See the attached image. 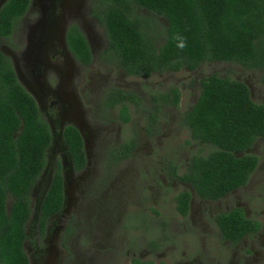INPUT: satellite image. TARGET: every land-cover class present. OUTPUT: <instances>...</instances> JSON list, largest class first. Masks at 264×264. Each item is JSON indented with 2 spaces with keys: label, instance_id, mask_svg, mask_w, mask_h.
Segmentation results:
<instances>
[{
  "label": "rangeland",
  "instance_id": "obj_1",
  "mask_svg": "<svg viewBox=\"0 0 264 264\" xmlns=\"http://www.w3.org/2000/svg\"><path fill=\"white\" fill-rule=\"evenodd\" d=\"M92 1L30 0L26 14L29 21L18 19L10 36H0L3 53L11 58L14 52L18 57L17 65L13 55L12 62L24 86L30 84L32 93H39L44 84L64 94L65 99L60 108L66 114L57 115L51 122L47 119L53 139L44 169L30 190L31 213L24 241L29 264H137L136 260L147 264H264V137L256 138L247 150L258 156L247 183L216 200L199 197L189 182L169 171L176 164L179 173L185 171L191 152L201 146L190 141L187 128L180 123L197 98L201 78L216 72L240 79L247 84L251 98L264 104L262 68L210 60L193 70L129 75L116 63L102 59L100 52L106 38L103 26L90 11ZM43 7L47 10L44 20H39L44 26L41 32L50 35L51 43L58 46L63 43L66 27L76 23L92 51L89 63H82L74 55H68V61L62 57L50 59L58 76L50 72L37 77V70L32 68L41 57L34 35L27 36L26 25L42 16ZM138 10L166 24L163 17L148 9ZM170 86L178 87V106L155 109L153 96ZM111 88L138 96L137 103H128L130 119L126 122L119 117L117 107L104 103ZM63 122L78 125L85 135L88 163L80 172L71 169L61 138ZM130 136L136 139L131 155L109 165L107 150ZM56 159L63 165L66 200L40 236L36 226L38 208ZM183 189L191 191L190 208L184 216L174 198ZM234 206L243 208L245 216L257 219L261 226L255 234L231 242L221 235L213 218L217 212Z\"/></svg>",
  "mask_w": 264,
  "mask_h": 264
},
{
  "label": "trees",
  "instance_id": "obj_2",
  "mask_svg": "<svg viewBox=\"0 0 264 264\" xmlns=\"http://www.w3.org/2000/svg\"><path fill=\"white\" fill-rule=\"evenodd\" d=\"M28 3L3 1L1 36L12 33ZM139 8L163 17L166 24L141 14ZM91 13L103 26L107 40L101 54L130 75L195 69L204 61L226 60L261 67L264 82V0H93ZM182 38L187 44L183 49L178 47ZM67 41L80 61H91L86 38L74 23ZM178 97L177 87L172 86L155 100L177 103ZM134 98L130 91L113 88L107 92L105 103L118 106L125 121L129 118L127 101ZM183 122L190 139L201 146L192 151L187 169L179 177L189 182L199 197L217 199L247 182L258 163V156L247 150L257 137L264 136V104L251 98L244 81L216 72L202 77L198 97ZM63 138L75 167L81 168L85 155L79 131L67 124ZM51 139L50 125L36 100L0 49V264H29L24 241L31 213L30 190L44 169ZM132 145L129 141L121 143L125 151ZM172 172L176 175V166ZM190 197L188 189L174 196L182 215L188 213ZM62 203L63 179L57 161L38 208L42 233L47 216ZM214 219L221 235L232 242L260 226L245 216L240 206L219 212Z\"/></svg>",
  "mask_w": 264,
  "mask_h": 264
},
{
  "label": "flooded vegetation",
  "instance_id": "obj_3",
  "mask_svg": "<svg viewBox=\"0 0 264 264\" xmlns=\"http://www.w3.org/2000/svg\"><path fill=\"white\" fill-rule=\"evenodd\" d=\"M49 2L51 3V2H53V0H49ZM29 5H30V0H29V3H28V6H27V8H26V10L24 11V13L18 18V19H22V17L23 18H25V20H28L29 21V19L26 17V14H27V12H28V9H29ZM32 5H33V3H32ZM31 5V6H32ZM44 9H42L41 11H42V16H40L39 18H36V19H34L32 22H28L27 23V25H26V33H27V36L28 37H32V35H34V38H35V40H37L36 42H37V44H36V49H37V52H38V56L39 57H41V59L40 60H38V61H36V63H34V65H33V68H32V70L33 71H35V70H37V72L35 71V74L37 75V77H42V75H44V76H46V75H48V73H50V72H52V73H56V70H57V67L55 66V65H53L49 60L50 59H55V58H60V57H62V58H65V61H68L69 60V56L68 55H74V53H73V51H72V49L69 47V44H68V41H67V34H68V30H69V28H70V26L73 24V23H71L70 25H68L67 27H66V29H65V31H64V36H63V43H60L58 46L57 45H54V42H53V44L51 43V37H50V35H47V34H43V32H41V30H43V28H44V26H43V23L41 24L40 22H39V20H44V13H45V11L47 10L46 8L47 7H43ZM90 11H91V9H90ZM17 19V20H18ZM17 22V21H16ZM74 24H76V23H74ZM15 25H16V23H15ZM77 25V24H76ZM78 26V25H77ZM79 27V26H78ZM53 28V26L51 27V29ZM14 29H15V26H14ZM14 29H13V31H14ZM79 29L82 31V29L79 27ZM13 31H12V33H13ZM37 32H40V34H37ZM83 32V31H82ZM11 33V34H12ZM10 34V35H11ZM83 34H84V32H83ZM10 35H8V36H10ZM104 35H105V33H104ZM1 36V35H0ZM8 36H2V37H8ZM84 36H85V38H86V41H87V44H88V46H89V42H88V39H87V37H86V35L84 34ZM106 38V37H105ZM29 39V38H28ZM106 44H107V40H106V43H105V45H104V47L106 46ZM58 47V48H57ZM104 47L101 49V52H100V55H101V57H102V59L103 60H105L106 61V58L104 57V55H102L101 53H102V50L104 49ZM89 49H90V52H91V58H92V51H91V48H90V46H89ZM13 54V56H15L16 57V65H17V63H18V57L16 56V54L14 53V52H12ZM71 53V54H70ZM34 54H35V52H34ZM11 55V58L9 57V59L11 60V62L12 61H14L12 58H13V56ZM75 56V55H74ZM75 58L76 59H78L76 56H75ZM36 60V59H35ZM79 60V59H78ZM80 61V60H79ZM82 62V61H81ZM107 62H109V61H107ZM110 62H114V61H110ZM82 63H85V62H82ZM87 63H89V62H87ZM87 63H85V64H87ZM115 63V62H114ZM12 64H13V67H15L14 69H16L17 67L15 66V64L12 62ZM200 66V65H199ZM198 66V67H199ZM197 67V68H198ZM185 68H187V67H185ZM123 69V68H122ZM189 69V68H188ZM196 69V68H195ZM180 70V69H179ZM191 70H193V69H191ZM16 71V70H15ZM54 71V72H53ZM168 71H171V70H167V71H163V72H168ZM176 71H178V70H176ZM58 72V71H57ZM163 72H156V73H163ZM172 72H174V71H172ZM127 73V72H126ZM153 73H155V72H153ZM152 73V74H153ZM51 74V73H50ZM49 74V75H50ZM128 74V73H127ZM20 75L24 78V75L23 74H21L20 73ZM55 76H58V73H56V74H54ZM130 75V74H129ZM138 76H142V75H138ZM150 76V75H149ZM47 78V77H46ZM20 79V78H19ZM26 82V81H25ZM29 86H27V85H25L26 87V89L32 94V96L34 97V99L36 100V102H37V104H38V107H39V109H40V111H41V113H43L44 114V116L46 117H44L46 120L48 119V121L49 122H51V120H53V118L54 117H56L57 115H62L63 116V114H66V112L64 111V108L62 109V108H60V106L61 105H63L62 104V102L65 100L64 99V94H62V93H60V92H56L55 90H53L50 86L49 87H45L44 86V84H42L41 85V91L39 92V93H36L34 90H33V92L34 93H32V87L30 86V84H28ZM172 86H170L167 90H165V91H168V90H170V88H171ZM176 87V86H175ZM45 88H46V90H45ZM111 89H113V88H111ZM177 89H178V87H177ZM60 91H62V90H60ZM165 91H163V92H165ZM179 91V90H178ZM34 94V95H33ZM134 94V93H133ZM199 94V93H198ZM135 95V97L136 98H134V99H131V100H128L127 101V106H128V103L129 102H134V103H137V95L136 94H134ZM157 96H159V95H154L153 96V98H154V108L155 109H158L161 105H174V106H178V104H179V99H180V93H179V97H178V101H177V103H166V102H164V101H161L160 99H157V100H155V97H157ZM57 97H58V99H57ZM106 97V96H105ZM105 97H104V103H105ZM197 97H198V95H197ZM197 99V98H196ZM196 101V100H195ZM195 103V102H194ZM106 104V103H105ZM107 105V104H106ZM107 106H109V105H107ZM193 106V105H192ZM109 107H114V106H109ZM115 107H117V109H118V106H115ZM191 109V108H190ZM189 109V110H190ZM188 110V111H189ZM187 111V112H188ZM128 113H129V111H128ZM42 114V115H43ZM186 113H184L183 115H182V117H181V119H180V123L184 126V127H186V125L184 124V122H183V118H184V115H185ZM151 116H152V114H151ZM120 117V116H119ZM130 119V115H129V118L127 119V120H125V121H123V122H126V121H128ZM47 121V122H48ZM48 122V123H49ZM67 124H71V125H73V126H75L76 128H77V130L79 131V133H80V136H81V138H82V142H83V145H82V148H83V151H84V155H85V163H84V165L81 167V168H76L75 167V164H74V162H73V159H72V155H71V153H70V151H69V148H68V146L66 145V143H65V141H64V138H63V129H64V127H65V125H67ZM51 128V127H50ZM187 128V127H186ZM187 130H188V128H187ZM51 132H53V130L51 129ZM188 132H189V130H188ZM189 137H190V133H189ZM259 137H264V136H259ZM61 138H62V140H63V143H64V147L66 148V150H67V152H68V156L70 157V164H71V169H72V171H74V172H80L81 170H83L85 167H86V165H87V163H88V154H87V152H86V138H85V135H84V133H83V131H81V129H80V127L78 126V125H76V124H73V123H70V122H63L62 123V128H61ZM258 138V137H257ZM52 139H53V133H52ZM52 139H51V141H52ZM191 140V139H190ZM256 140V139H255ZM124 141H129L130 143H132L133 145H132V147H131V149H130V151H125V150H123V148L121 147V143L122 142H124ZM193 141H195V140H191V142H193ZM195 142H198V141H195ZM200 143V142H199ZM135 144H136V139L134 138V137H132V136H130V137H126V138H124V139H122V140H120L119 142H117L115 145H114V147H110L108 150H107V156H106V162L110 165H116V164H118L119 162H121V161H123L124 159H126V158H128L130 155H131V152H132V149L135 147ZM253 146V145H252ZM197 147V146H196ZM195 147V148H196ZM191 154H192V152H191ZM191 154H190V156H191ZM255 154V153H254ZM190 156H189V159H190ZM57 161H59L60 162V164H61V174H62V179H63V203H62V207L59 209V210H57L56 212H54V213H52V214H50V215H48L47 216V219H46V221H45V225H44V230H43V233L41 232V230H40V228H39V226H38V221H39V218H38V216H37V224H36V226H37V231H38V234L41 236V235H43L44 233H45V231L47 230V226H48V222H49V219L54 215V214H56V213H58V212H60V210H62V208H63V206H64V204H65V200H66V193H65V188H66V183H65V177H64V174H63V165H62V162L59 160V159H56L55 160V163H54V168H53V171H52V175H53V172H54V170H55V166H56V162ZM188 164H189V161H188ZM187 164V165H188ZM258 164V163H257ZM174 166H176V175H174L173 174V172H172V170L174 169ZM256 168V167H255ZM177 169H178V166H177V164L176 165H173L172 166V169H170L169 171H170V173L172 174V175H174V176H176L177 178H179L180 180H182V181H184L183 179H181L180 177H179V175L180 174H182L183 172H181V173H179L178 171H177ZM186 169L187 168H185V171H186ZM254 171V170H253ZM252 171V172H253ZM251 172V173H252ZM52 175H51V178H52ZM251 175V174H250ZM250 177V176H249ZM51 178H50V180H49V182H48V184H47V186H46V188L44 189V192H43V195L45 194V192H46V190L48 189V187H49V183H50V181H51ZM249 179V178H248ZM248 181V180H247ZM185 182H187V181H185ZM247 183V182H246ZM245 183V184H246ZM245 184H243V185H245ZM243 185H241V186H243ZM192 187V186H191ZM240 187V186H239ZM236 188H238V187H236ZM236 188H234V189H236ZM193 189V188H192ZM183 190H185V189H183ZM233 190V189H232ZM232 190H230V191H232ZM180 191V190H179ZM179 191H177L175 194H174V196L179 192ZM190 191V190H189ZM229 191V192H230ZM229 192H227V193H229ZM190 193H191V191H190ZM227 193H225L224 195H226ZM43 195H42V197H43ZM224 195H222V196H224ZM221 196V197H222ZM201 198H203V197H201ZM218 198H220V197H218ZM217 198V199H218ZM203 199H208V198H203ZM190 200H191V197H190ZM209 200H216V199H209ZM189 208H190V201H189ZM242 210H243V208H242ZM224 211H227V210H224ZM220 212H222V211H220ZM217 213H219V212H217ZM216 213V214H217ZM243 213H244V211H243ZM184 216V215H183ZM214 219V218H213ZM251 219H254V218H251ZM254 220H256L258 223H259V225H260V222L257 220V219H254ZM214 221H215V219H214ZM215 223H216V221H215ZM216 225H217V223H216ZM218 226V225H217ZM261 226V225H260ZM260 226H259V228L255 231V232H253V233H251V234H255L256 232H258L259 231V229H260ZM221 233V232H220ZM247 235H249V234H247ZM245 236V235H244ZM243 237V236H242ZM241 237V238H242ZM240 238V239H241ZM26 239V238H25ZM226 239H228V238H226ZM229 240V239H228ZM230 241V240H229ZM232 242V241H231Z\"/></svg>",
  "mask_w": 264,
  "mask_h": 264
},
{
  "label": "clouds",
  "instance_id": "obj_4",
  "mask_svg": "<svg viewBox=\"0 0 264 264\" xmlns=\"http://www.w3.org/2000/svg\"><path fill=\"white\" fill-rule=\"evenodd\" d=\"M178 47H180L181 49L187 47L186 40L182 38L181 42L178 44Z\"/></svg>",
  "mask_w": 264,
  "mask_h": 264
}]
</instances>
